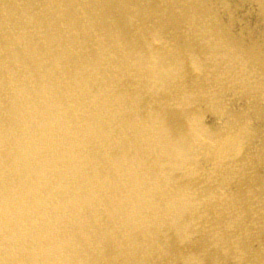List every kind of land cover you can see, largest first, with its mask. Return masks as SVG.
<instances>
[{
	"label": "bare ground",
	"instance_id": "bare-ground-1",
	"mask_svg": "<svg viewBox=\"0 0 264 264\" xmlns=\"http://www.w3.org/2000/svg\"><path fill=\"white\" fill-rule=\"evenodd\" d=\"M0 264H264V0H0Z\"/></svg>",
	"mask_w": 264,
	"mask_h": 264
}]
</instances>
